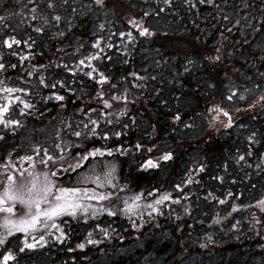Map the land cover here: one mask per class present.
Returning <instances> with one entry per match:
<instances>
[{
    "label": "trees",
    "instance_id": "obj_1",
    "mask_svg": "<svg viewBox=\"0 0 264 264\" xmlns=\"http://www.w3.org/2000/svg\"><path fill=\"white\" fill-rule=\"evenodd\" d=\"M12 35L19 43L0 62V103L5 89L17 97L9 133L0 136V164L42 159L44 150L63 154L26 166L63 187L80 156L104 152L85 167L111 151L127 189L151 197L182 187L191 199L146 217L150 225L135 230L140 238L124 226L125 241L113 245L105 227L118 224L65 215L57 218L73 220L65 244L15 247L8 264H264L262 91L232 108L229 128L182 133L183 122L221 103L227 84L264 85V0H0V42ZM61 138L79 145L60 153ZM159 157L160 167L146 168ZM88 231L93 246L77 249Z\"/></svg>",
    "mask_w": 264,
    "mask_h": 264
},
{
    "label": "rangeland",
    "instance_id": "obj_2",
    "mask_svg": "<svg viewBox=\"0 0 264 264\" xmlns=\"http://www.w3.org/2000/svg\"><path fill=\"white\" fill-rule=\"evenodd\" d=\"M14 36H18V35H12V37L9 36L4 41L5 42L9 41ZM214 87H215L214 83L210 84L211 91H213ZM261 91L262 93L260 97H262V95L264 94V85L262 83H258V84L243 83L242 85L227 84L224 90L222 91L221 103L219 104V101L218 102L214 101L213 103H211L212 105L208 108L207 112H204V116L197 115L192 119L183 122L182 133L187 136L189 135L196 136V135H200L207 127L215 129L216 131L222 127L229 128L228 126L229 117L231 118V123L235 122L234 120L236 118V114H234L232 108L241 107L245 105L246 102H250L257 95H259ZM4 95H5L4 98L2 97L3 101L0 103V108L6 107L10 109V105L12 106L15 104L14 102L16 101V99L14 100L13 98L17 97V94L7 92ZM229 96H232L231 100L228 99ZM241 97H243V99H241ZM214 108H219L222 109L223 111L219 113L216 111H210V109H214ZM223 112H227L228 116H225ZM2 114L3 113H0V117ZM207 118L209 122L207 121ZM220 121H223V123L221 122L222 126H220ZM61 140L62 142L59 143V146L61 147L59 149L60 153L69 152V149H72L74 147L76 148L79 145L78 142L74 140H73L74 142H71L70 144L69 141L66 139L61 138ZM194 150L195 151L193 152L197 153L198 150L197 149ZM163 156L165 155L162 154L161 158ZM109 157H112V155H108V158H105L102 161L101 160L92 161L89 165L76 170L75 172L77 173L75 174L73 173L71 177H69L67 180H65V182H63L64 184L63 187L71 188V187L85 186L88 189L97 190L98 191V193H96L97 195H105L109 197L108 200H104V201L89 200L86 201V203L90 205L92 208H96V209L109 208L112 211L116 212L115 216L108 215L107 212H99L96 216H92L89 212V214L87 215H85L84 213H78L76 217H72L74 221H78L79 219V221H82V223H86V224L87 223L90 224L93 220L96 219L97 220L102 218L104 219L105 217L107 221L110 220L111 222L118 224L120 228L117 229L116 231H113L112 229L110 230L109 228L105 227V229L107 230L106 242L108 245L109 244L113 245L116 240H120L119 242L125 241L126 238L123 234H125L124 231L126 227L124 226H128V225H130L131 228L130 232H133L135 234V238H140L141 237L140 235L136 236L135 230L139 232L142 229H146V226L150 225L149 219L146 220V217L148 218H151L152 216L155 217L156 215H158V213L163 212L165 205H168V203H173L174 206H179L183 200L186 201L187 204L189 203V200L191 199V194H190L191 190L188 189L186 191V189L182 187L178 188L179 190L178 193H176L175 191H171V192L168 191L167 193H163V192L159 193L156 191V193H151L154 194L151 197L149 196L150 194L145 195L143 192L142 193L133 192L132 188L127 189L126 181L121 177H119L118 174L119 170L116 161L110 160ZM161 158L159 157L158 159H156V161L151 159V161H153L156 165H158L156 167H160L159 163ZM32 160L41 161V156H39V159H37L36 157L35 159L33 158ZM147 167L150 166L147 165L146 168ZM40 168L43 169L44 167L40 166ZM113 168L114 170H112ZM109 171H111V176L108 177V179L111 180V183H108L105 178V173ZM29 173H32L33 175H29ZM6 175L4 177L3 176L0 177V182L3 181V179L8 178ZM25 176L26 177L23 180L24 186H30V183L34 177L38 178V184L40 182H43L44 180V176L37 175L34 170L27 172ZM97 177L100 178L99 183L96 182ZM185 184L186 183H184V185ZM90 192L91 191L89 190V193ZM165 194H168L170 198L168 200H164L162 203L157 205L155 201L159 200L161 196ZM136 196H140V200L136 201V203L138 204V208L134 209L132 212H127L125 208V201H127L128 204H131ZM209 197L212 198L213 195L209 193L207 198ZM261 200L264 201V198ZM149 205H152L158 210L153 211L152 207H148ZM257 205L262 211H264V206H262L260 203ZM8 216L9 213L0 211V235H3L5 233L3 223L6 217L9 219ZM68 218L69 217L65 218L66 220L64 221L60 219L55 220V223L58 224L60 228H62L63 232L67 231L66 230L67 226L73 223V220ZM41 234L45 236L46 243L39 241V237ZM88 234H91L92 236H86L84 238V241L80 243V245L83 244L84 246L85 245L87 246L88 240H92V241L96 240L90 231H88ZM26 236L28 238L29 243L34 242L32 239L33 237H35V241L38 242L37 247L33 249L44 248V246H48L51 241H61L64 238V235L61 236L60 230L52 229V228H49L47 231H45L43 228H40L37 231L26 235H22L20 232H16L12 236H7L6 243L0 245V255H2V251H4L3 254H7V250L13 248L16 244L17 245L15 247H17L18 249L23 248L24 247L23 241L25 240ZM57 237L60 238L57 239ZM93 244L94 243H88V245L91 247L93 246ZM76 248L82 249L78 246ZM2 259L3 257L1 256L0 260Z\"/></svg>",
    "mask_w": 264,
    "mask_h": 264
},
{
    "label": "snow or ice",
    "instance_id": "obj_3",
    "mask_svg": "<svg viewBox=\"0 0 264 264\" xmlns=\"http://www.w3.org/2000/svg\"><path fill=\"white\" fill-rule=\"evenodd\" d=\"M96 4L101 5L103 4V0H95ZM51 7V5H49ZM56 20H59L60 17H55ZM41 29H37V31H40ZM148 34V29H144L143 32H141V35ZM19 43V41H17ZM10 46V45H9ZM81 64H84V61H80ZM4 65L0 64V68H3ZM14 67V66H13ZM31 73H29L30 75ZM89 75H91L89 73ZM102 80L101 83L107 81V77L103 76V73H101ZM52 87H55V85H52ZM5 91L12 92L15 91L14 89H5ZM19 99V98H17ZM55 99L57 100H63L64 98L62 96H56ZM229 100L232 99V96L228 97ZM243 99V97H241ZM261 100H264V97H261ZM106 105L108 104L107 101L104 102ZM26 108H30L31 105L25 104ZM8 109L6 107L0 108V113L6 112ZM210 111H216V112H222V109L214 108L210 109ZM225 116H228L227 112L223 113ZM0 123L7 124V121L0 120ZM11 123L18 124V121H12ZM92 123H95L94 121ZM231 125V118L229 117V125ZM87 127V125H85ZM75 136H80V132H75ZM59 148V145H57ZM149 151H151L149 149ZM104 155V152H102L100 149H94L93 151L86 152V154L80 156L74 164H70L68 166V169L75 172L77 169H80L83 167L84 161H89L90 158H94L97 155ZM111 151L108 152V155H111ZM44 155L47 157L46 160H41L42 164L47 165L49 161L53 160V157L48 156L47 150H44ZM25 159L31 161L32 157H25ZM61 161L64 160V156L61 155L59 157ZM164 160L170 159V154H167L163 157ZM243 159V157H241ZM147 165L151 167H156L158 165L154 164L153 161L148 160ZM114 170V168L112 169ZM23 175V173H21ZM29 175H33L32 173H29ZM52 176H55L56 173H51ZM111 176V171L105 173V178L108 183H111V180L108 179V177ZM99 177L96 178V182L99 183ZM9 186L5 188V191L3 194H0V211L7 212L9 214H12L14 212V209L12 207H3L8 201H12L13 203L19 202L20 204L24 205L27 209L25 215L21 217L18 220L8 219L7 217L4 220L3 227L5 229V233L3 235H0V245L6 243V237L12 236L16 232L29 234L32 232L37 231L40 228H43L45 231H47L49 228L52 229H58L59 225L55 223V220L57 218L63 217L65 215L70 217H76L78 213H84L85 215L90 214L92 216H96L99 212H107L108 215L115 216L116 212L112 211L109 208H92L90 205L86 203V201L89 200H99L104 201L108 200L109 197L105 195H97L95 194V190H92L91 194L89 193V190L86 188L81 187H57L54 181L49 179V173H44V180L43 182H40L38 184V178L34 177L33 180L30 183V186H24L22 185L20 188L15 189L12 187V182L14 181V177L9 176ZM103 186V185H100ZM170 196L168 194H165L161 196L159 200H156L155 203L159 205L164 200H168ZM140 200V196H136L133 199V202L131 204H128L127 201H125V208L127 212H132L134 209L138 208V204L136 201ZM220 203H224V201H220ZM262 206H264V201L259 202ZM148 207H152L153 211H157L155 207L152 205H149ZM235 210V209H233ZM61 236L64 235V232L60 230ZM91 235V234H89ZM105 235H107V232H105ZM60 237H57L59 239ZM33 243L28 242L27 236L24 240V247L20 248L19 251L23 252L25 251V248L27 249H33L37 247L38 242L35 241V237L32 238ZM39 241L45 242V236L43 234L40 235ZM88 243H94L92 240H88ZM78 247L83 248L84 245H78ZM9 260H15V256L12 254L11 251H9L7 254L3 255V259L0 260V264H8Z\"/></svg>",
    "mask_w": 264,
    "mask_h": 264
},
{
    "label": "flooded vegetation",
    "instance_id": "obj_4",
    "mask_svg": "<svg viewBox=\"0 0 264 264\" xmlns=\"http://www.w3.org/2000/svg\"><path fill=\"white\" fill-rule=\"evenodd\" d=\"M18 39L17 38H12L9 41H2L0 42V62L3 59L4 55L7 53V51H11V53L16 54V45ZM10 45V46H9ZM11 106V105H10ZM8 110L6 112H3V114L0 117V120L3 121H7L8 123H0V136L3 135H8L9 132L7 131H3V129L8 128V124L10 122L9 118L10 116L8 115L9 113V108H7ZM40 156V155H39ZM48 156L53 157L52 161H59V158L57 157L56 154H52V153H48ZM25 157H10L8 158L9 162L8 163H1L0 165V177L1 176H5L7 173V177L12 176L14 177V181L12 182V187L15 189L20 188L23 185V178L25 173L27 172V164L28 161L27 159H25ZM43 160H46L47 157L43 156L42 157ZM41 159V160H42ZM11 172V173H9ZM21 173H23V175H21ZM57 185V184H56ZM59 185V184H58ZM57 185V186H58ZM9 186V180L7 179H3V181L0 182V194H3V192L5 191V188ZM3 207L7 208V207H12L14 209V212L12 214H9V219H13V220H18L21 217H23L27 211L26 207L22 204H20L19 202L13 203L12 201H8L5 205H3ZM19 218H16V217ZM60 228V227H59ZM60 230H62V228H60ZM67 230V229H66ZM66 232V233H65ZM64 232V238L61 241H55L58 244H65L66 240H68V232L65 231ZM22 235H26L25 233H21ZM24 242V241H23ZM15 246L13 248L10 249V251H14ZM5 255V254H3Z\"/></svg>",
    "mask_w": 264,
    "mask_h": 264
}]
</instances>
